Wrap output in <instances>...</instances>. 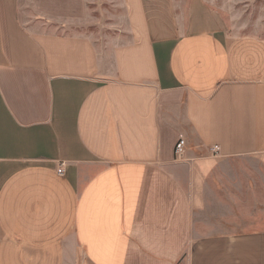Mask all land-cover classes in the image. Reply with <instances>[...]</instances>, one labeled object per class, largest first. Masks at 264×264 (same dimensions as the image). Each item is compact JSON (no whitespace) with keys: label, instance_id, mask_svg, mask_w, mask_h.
I'll list each match as a JSON object with an SVG mask.
<instances>
[{"label":"crops","instance_id":"obj_1","mask_svg":"<svg viewBox=\"0 0 264 264\" xmlns=\"http://www.w3.org/2000/svg\"><path fill=\"white\" fill-rule=\"evenodd\" d=\"M121 2L105 66L87 0H0V264H264V38Z\"/></svg>","mask_w":264,"mask_h":264},{"label":"rangeland","instance_id":"obj_2","mask_svg":"<svg viewBox=\"0 0 264 264\" xmlns=\"http://www.w3.org/2000/svg\"><path fill=\"white\" fill-rule=\"evenodd\" d=\"M147 4L152 24L161 29L157 35L169 40L187 32L191 22L202 29L222 28L225 36L264 38V0H147ZM69 25H73L70 34L91 38L105 66L111 64V49L129 41L121 0H87L86 17ZM185 144L186 148V139ZM211 153L217 154V149L213 147Z\"/></svg>","mask_w":264,"mask_h":264},{"label":"built area","instance_id":"obj_3","mask_svg":"<svg viewBox=\"0 0 264 264\" xmlns=\"http://www.w3.org/2000/svg\"><path fill=\"white\" fill-rule=\"evenodd\" d=\"M185 140L183 137H179L176 144H175V148H174V153H175V156L177 157V159H182L183 155H184V150H185ZM62 166V165H61ZM57 173L59 175L62 174V169H58L57 170Z\"/></svg>","mask_w":264,"mask_h":264}]
</instances>
